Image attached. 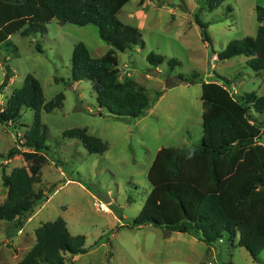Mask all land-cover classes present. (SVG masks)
<instances>
[{"label": "rangeland", "instance_id": "rangeland-1", "mask_svg": "<svg viewBox=\"0 0 264 264\" xmlns=\"http://www.w3.org/2000/svg\"><path fill=\"white\" fill-rule=\"evenodd\" d=\"M201 1L130 0L119 12L118 19L137 29L143 43L115 55L118 78V69L126 65L129 78L146 90L152 102L136 119L111 116L98 106L91 82L71 80L75 44L82 42L93 58L110 49L100 40L96 27L60 24L53 19L44 35H12L9 41L16 52L0 46V106L23 86L27 75L40 83L45 102L59 93L64 96L61 109L40 114L47 151L40 169L41 183L34 190H43L47 200L19 228L15 222H0V264L19 262L35 242V229L58 218L72 237H84L88 249L72 258L67 255L68 264H264V248L256 262L236 241L231 245L226 238L208 247L189 234L150 225L132 227L151 190L147 172L156 152L194 148L200 143L201 82L219 75L238 95L264 96V71L254 73L245 56L217 60V54L232 41L255 36L260 25L256 7L264 8V0H224L214 10ZM196 19L206 25L205 30ZM204 31L209 42L202 41ZM149 55L163 62L154 68L146 59ZM169 60H175L177 66L170 68ZM6 67L12 77L2 87ZM178 77L193 83L178 82ZM158 92L162 96L157 99ZM255 116L264 123V113ZM33 119V110L22 109L15 128L0 123V205L7 196L1 182L3 170L8 175L12 169L26 166L19 155L8 162L2 156L18 147L17 139H22ZM74 128H86L88 134L107 144V150L89 154L78 140L63 136ZM261 143L264 145V137ZM94 190L108 203L99 200Z\"/></svg>", "mask_w": 264, "mask_h": 264}, {"label": "trees", "instance_id": "trees-1", "mask_svg": "<svg viewBox=\"0 0 264 264\" xmlns=\"http://www.w3.org/2000/svg\"><path fill=\"white\" fill-rule=\"evenodd\" d=\"M130 0H0V46L15 47L9 41L14 34L21 37L44 35L53 19L60 24L96 27L100 40L110 47L101 57L93 58L79 42L71 54V80L89 81L98 106L116 118H139L152 107L146 90L133 79L120 80L116 74V51L125 52L142 45L141 35L122 23L118 14ZM209 10L220 7L224 0H202ZM228 11L231 9L228 8ZM260 25L254 37L232 41L217 60L243 55L246 65L256 74L264 71V8L256 7ZM196 24L205 30L198 19ZM202 41L209 42L205 31ZM39 52V45L35 47ZM147 61L157 68L162 58L149 55ZM169 60L168 66H177ZM5 69V87L11 78ZM178 82L192 84V79L178 77ZM230 82L217 75L201 82L202 137L194 148L159 149L147 172L151 190L132 222L138 228L150 225L168 232L189 234L206 246L226 238L231 245L244 248L253 261L264 248V123L256 119L264 113V96L255 93H232ZM162 93H156L157 99ZM64 96L57 94L45 102L40 83L27 75L23 86L14 90L0 106V123L15 128L22 109L34 111L32 125L17 146L4 156L8 162L21 156L25 167L1 175L7 191L0 205V222L23 226L35 209L47 200L44 191H35L41 183L40 169L46 162L41 112L61 109ZM63 136L78 140L89 154H103L107 144L88 134L86 128H74ZM35 242L25 256L14 264H68L71 258L85 254L83 236L72 237L65 222L58 218L35 229ZM231 264V263H228ZM260 264V263H259Z\"/></svg>", "mask_w": 264, "mask_h": 264}, {"label": "built area", "instance_id": "built-area-1", "mask_svg": "<svg viewBox=\"0 0 264 264\" xmlns=\"http://www.w3.org/2000/svg\"><path fill=\"white\" fill-rule=\"evenodd\" d=\"M120 72H121V75H120V80L124 79V78H127V77H130V72L129 70H127V66L126 65H123L121 68L118 69ZM96 207H99V204L97 205L96 204ZM101 209L102 211L106 212L107 209L105 208V206L102 204L101 205Z\"/></svg>", "mask_w": 264, "mask_h": 264}, {"label": "water", "instance_id": "water-1", "mask_svg": "<svg viewBox=\"0 0 264 264\" xmlns=\"http://www.w3.org/2000/svg\"><path fill=\"white\" fill-rule=\"evenodd\" d=\"M155 71H156V70H155ZM94 193H95V196H96L99 200L108 203V199H107L105 196L100 195V194H97L96 190H94Z\"/></svg>", "mask_w": 264, "mask_h": 264}, {"label": "crops", "instance_id": "crops-1", "mask_svg": "<svg viewBox=\"0 0 264 264\" xmlns=\"http://www.w3.org/2000/svg\"><path fill=\"white\" fill-rule=\"evenodd\" d=\"M205 82H207V81H205ZM231 91H232V93L237 94L232 88H231ZM237 95H238V94H237Z\"/></svg>", "mask_w": 264, "mask_h": 264}]
</instances>
